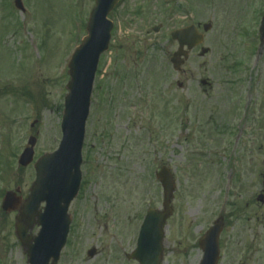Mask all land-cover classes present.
Wrapping results in <instances>:
<instances>
[{"label":"rangeland","instance_id":"rangeland-1","mask_svg":"<svg viewBox=\"0 0 264 264\" xmlns=\"http://www.w3.org/2000/svg\"><path fill=\"white\" fill-rule=\"evenodd\" d=\"M22 2L26 13L0 0V207L7 191L27 198L33 164L59 145L68 61L94 6ZM263 13L264 0H123L110 15L112 39L96 72L81 185L59 264H137L126 255L145 212L161 209L155 173L164 166L176 191L162 264H199L198 241L218 217L225 222L219 264H264V204L255 202L264 192ZM206 23L209 52L200 58L193 50L174 72L171 31L194 25L201 33ZM31 136L33 161L18 167ZM15 215L0 208V264H27Z\"/></svg>","mask_w":264,"mask_h":264},{"label":"water","instance_id":"water-1","mask_svg":"<svg viewBox=\"0 0 264 264\" xmlns=\"http://www.w3.org/2000/svg\"><path fill=\"white\" fill-rule=\"evenodd\" d=\"M117 0H96L87 27L88 37L75 52L70 64V82L67 85L69 94L65 98L64 115L61 124L62 140L59 148L52 154L41 157L34 165L35 181L26 201L19 208L20 199L16 192H8L2 201V210L9 213L18 211L15 218V234L25 248L28 264H56L63 248L68 232L69 219L66 215L70 202L75 198L80 180L81 149L84 138V126L88 116L90 94L98 59L107 50L112 24L106 20ZM20 8V0L15 1ZM210 25H205L207 32ZM157 31V29H155ZM260 33L264 38V16ZM179 44V50L171 59L175 70H179L183 56L187 58L182 48L191 50L202 42V36L197 34L194 27H188L171 34ZM207 50L201 51V56ZM36 140L30 138L20 159V166H27L33 159V147ZM157 178L163 189L162 211L149 210L140 228L137 247L130 256L139 264H161L164 249L163 227L171 216L170 207L175 185L172 175L162 169ZM262 202V197L258 198ZM45 203L43 213L38 212L40 204ZM34 225L40 227L37 237L27 235ZM222 222L214 226L200 240L199 246L203 251L200 264H217L218 236ZM89 257L94 251L88 252Z\"/></svg>","mask_w":264,"mask_h":264},{"label":"flooded vegetation","instance_id":"flooded-vegetation-1","mask_svg":"<svg viewBox=\"0 0 264 264\" xmlns=\"http://www.w3.org/2000/svg\"><path fill=\"white\" fill-rule=\"evenodd\" d=\"M264 177V176H263Z\"/></svg>","mask_w":264,"mask_h":264}]
</instances>
